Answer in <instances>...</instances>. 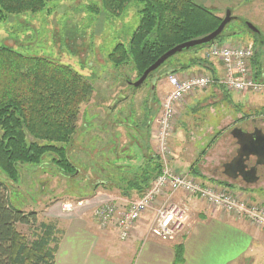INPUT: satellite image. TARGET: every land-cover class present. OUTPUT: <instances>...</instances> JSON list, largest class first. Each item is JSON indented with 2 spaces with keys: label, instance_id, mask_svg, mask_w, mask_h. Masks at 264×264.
Here are the masks:
<instances>
[{
  "label": "rangeland",
  "instance_id": "1",
  "mask_svg": "<svg viewBox=\"0 0 264 264\" xmlns=\"http://www.w3.org/2000/svg\"><path fill=\"white\" fill-rule=\"evenodd\" d=\"M44 1L42 6L3 15L0 20V45L24 55L45 57L70 66L91 83L93 93L79 106L76 127L70 136L72 141L57 144L62 145L63 150L70 143L65 155L75 172L69 177L57 168L52 159L58 158L59 152L39 149L47 142L37 139L36 147L27 154L38 157L37 162L18 163V177L13 182L7 181L13 205L36 210L40 220L50 219L44 215L49 209L46 212L49 215H84L91 222H96L94 213L104 205H115L118 209L126 207L130 199L122 201L119 196L133 189L139 192L144 187L136 189L139 173L127 170L135 169L140 163L128 161L125 153L132 150L136 156L139 148L136 140L146 132L150 138L147 147L151 152L147 155L149 159L145 155L141 157V163L148 160L155 167L159 165V169L166 163L173 172L186 175L204 188L220 191L229 197L231 205L230 208L214 205L194 192L165 189L166 192L146 209L134 227L148 232L155 213L162 207V196L170 194L165 205L176 204L184 210V226L165 241L183 235L188 220L196 217L197 209H201L196 202L264 230V200L252 194L254 191L258 195L263 188L256 181L244 183L236 179L233 182L223 168L229 156H235L238 147L237 139L230 134L234 127L248 130H253L254 126L261 130L264 128V93L248 88L225 87L219 81L223 77L221 60L209 54L214 44L224 47L252 46L254 59L248 67L255 71L262 69L263 72L264 0H190L206 7L218 19L230 9L234 16L256 26L262 37L249 31L243 22L231 20L219 35V41L174 54L137 86L134 83L141 75L138 76L133 63L113 64L112 61L117 45L127 46L131 36L137 34L144 1L128 0L118 12L105 9L101 0ZM168 73H175L180 79L190 75H207L214 82L180 100L171 123L168 153L161 156L154 135L158 131L156 122L162 112L163 100L173 90L166 79ZM61 156L60 153V159ZM255 161V156H251L247 164L255 166ZM257 167L256 175H264V168ZM202 171L210 174L215 171L214 176L219 179H208ZM146 174L149 178L154 176ZM5 176L0 169V177L4 179ZM104 179L114 186H103L101 181ZM124 183L126 188L117 187ZM241 190L244 193H240ZM172 195L175 198L171 199ZM145 215L149 218L143 219ZM17 227L19 231L26 232L24 226ZM129 234L122 240L127 239ZM148 236L152 237L151 232Z\"/></svg>",
  "mask_w": 264,
  "mask_h": 264
},
{
  "label": "trees",
  "instance_id": "2",
  "mask_svg": "<svg viewBox=\"0 0 264 264\" xmlns=\"http://www.w3.org/2000/svg\"><path fill=\"white\" fill-rule=\"evenodd\" d=\"M101 1L105 9L118 12L128 0ZM142 1L137 34L131 36L127 46L117 45L112 61L132 62L138 76L165 51L210 33L222 19L190 0ZM44 3V0H0V20L5 14ZM219 39L220 36L216 40ZM92 93L91 83L70 66L0 45V169L7 176L0 177V264L54 263L63 233L58 220H40L36 210L13 205L7 181L18 177V163L37 162L38 157L27 155L36 147L37 139L47 142L39 149L59 152L52 162L71 177L75 168L65 155L70 143L63 150L57 144L72 141L79 106ZM158 172L159 165H153V174ZM143 174L150 177L146 171ZM17 226H24L26 232L19 231Z\"/></svg>",
  "mask_w": 264,
  "mask_h": 264
},
{
  "label": "crops",
  "instance_id": "3",
  "mask_svg": "<svg viewBox=\"0 0 264 264\" xmlns=\"http://www.w3.org/2000/svg\"><path fill=\"white\" fill-rule=\"evenodd\" d=\"M262 132L264 133V128ZM149 141L150 138L144 132L142 138L136 140L139 147L136 156L133 155L132 150L130 153H125L128 161L140 163L135 169H127L128 172L139 173L136 177L139 180L136 186L138 188L147 187L155 176L148 177V180L145 175L142 176L144 171L153 174V165L148 167V160L141 163V157L144 155L146 159L150 158L147 156L151 152V149L148 150L149 147H147ZM234 155H236L235 152ZM232 157L230 155L226 161H230ZM257 166V169L264 168V165ZM214 172L210 174L207 171L208 175L202 171V174L208 179H219L214 176ZM256 174L257 170L251 178L248 176L243 178L238 173L235 176H227L232 181L236 179H241L240 181L244 183L256 181L263 189L258 191V195L254 191L252 194L264 200V175ZM126 181L128 182V179ZM101 182L103 186H114L105 179ZM227 182L231 184L230 181ZM117 187L126 188L127 185L124 183L123 186L120 184ZM141 192L133 189L126 193L127 195L124 193L119 197L122 201L125 199L131 201ZM240 193L244 192L241 190ZM172 198L175 196L172 195ZM169 199L170 194H164L160 203H167ZM195 204L201 208L197 209L196 217L188 220L183 235L169 241H162L154 236L149 237L146 229H140V227H134L129 237L122 240L116 229L101 228L95 221H87L84 215L70 216L68 213L49 215L46 213L49 210L47 209L44 215L58 220V226L63 230L53 264H264V230L245 223L241 219L213 211L202 202ZM146 215L143 219L149 218Z\"/></svg>",
  "mask_w": 264,
  "mask_h": 264
},
{
  "label": "built area",
  "instance_id": "4",
  "mask_svg": "<svg viewBox=\"0 0 264 264\" xmlns=\"http://www.w3.org/2000/svg\"><path fill=\"white\" fill-rule=\"evenodd\" d=\"M209 54L217 56L222 63L223 77L219 80L228 89H247L264 93V71L248 67L253 57L252 46H223L214 44L209 49ZM172 91L162 103V112L157 118L158 131L154 135L157 141L158 152L161 156L168 153V144L171 123L174 117L176 104L186 95L201 90L212 84L214 79L207 75H190L178 78L175 73H168L166 76ZM160 156V157H161ZM165 189L172 191L182 190L194 192L202 198L209 200L214 205L230 208L229 197L214 192L210 188H204L200 183L182 174L173 172L170 165L164 163L159 172L149 183L143 193L136 199L128 202L126 207L118 209L115 205H104L103 208L94 213L97 224L101 228L114 227L121 239L128 236L135 223L143 213L151 207L155 200L165 193ZM162 204L150 222L148 232L162 240L170 239L174 234L183 229L184 210L176 204Z\"/></svg>",
  "mask_w": 264,
  "mask_h": 264
},
{
  "label": "water",
  "instance_id": "5",
  "mask_svg": "<svg viewBox=\"0 0 264 264\" xmlns=\"http://www.w3.org/2000/svg\"><path fill=\"white\" fill-rule=\"evenodd\" d=\"M231 20H239L243 22L249 31L256 33L259 37L262 36L261 31L256 26L239 16H232L230 9H227L225 16L221 19L219 25L213 31L202 37L177 44L165 51L143 71L134 85L137 86L141 84L150 72L157 69L163 62L172 57L174 54L194 47L212 44ZM230 134L232 137L237 139L238 148L236 150V155L230 161L224 163V173L228 176H235L238 173L243 178H247V176L249 178L253 177L256 173V165H264V133L257 127H254L251 131L240 127H234L230 131ZM251 156L256 157V165L249 167L247 161Z\"/></svg>",
  "mask_w": 264,
  "mask_h": 264
},
{
  "label": "bare ground",
  "instance_id": "6",
  "mask_svg": "<svg viewBox=\"0 0 264 264\" xmlns=\"http://www.w3.org/2000/svg\"><path fill=\"white\" fill-rule=\"evenodd\" d=\"M231 15H232V14H231ZM232 16H234V15H232ZM243 24H244V23H243ZM245 27H246V26H245ZM201 37H202V36H201ZM198 38H199V37H198ZM215 41H216V40H215ZM215 41H214V42H215ZM214 42H213V43H214ZM213 43H212V44H213ZM209 45H211V44H209ZM204 46H208V45H204ZM167 82H168V80H167ZM170 84H171V83H170ZM171 85H172V84H171ZM172 87H173V86H172ZM179 104H180V101L176 104V107H177V105L179 106ZM160 114H161V113H160ZM172 121H173V120H172ZM156 125H157V122H156Z\"/></svg>",
  "mask_w": 264,
  "mask_h": 264
},
{
  "label": "flooded vegetation",
  "instance_id": "7",
  "mask_svg": "<svg viewBox=\"0 0 264 264\" xmlns=\"http://www.w3.org/2000/svg\"><path fill=\"white\" fill-rule=\"evenodd\" d=\"M196 4H198V3H196ZM198 5H200V4H198ZM231 14H232V12H231ZM233 15V14H232ZM260 37H262V36H260ZM145 112V111H144ZM144 114H147L146 112L144 113ZM148 135V134H147ZM143 136V135H142ZM238 148V147H237ZM237 150V149H236ZM235 153H236V151H235ZM249 165V164H248Z\"/></svg>",
  "mask_w": 264,
  "mask_h": 264
}]
</instances>
